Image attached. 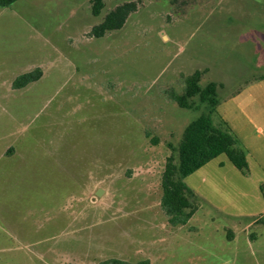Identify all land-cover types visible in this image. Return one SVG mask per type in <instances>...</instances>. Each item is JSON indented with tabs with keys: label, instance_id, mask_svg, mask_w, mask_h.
<instances>
[{
	"label": "rangeland",
	"instance_id": "obj_1",
	"mask_svg": "<svg viewBox=\"0 0 264 264\" xmlns=\"http://www.w3.org/2000/svg\"><path fill=\"white\" fill-rule=\"evenodd\" d=\"M132 1L121 29L90 35ZM91 2L0 7V264H264L256 156L246 174L220 155L185 177L184 226L159 206L166 158L203 111L168 95L195 71L223 84L220 100L255 76L264 0H103L98 16Z\"/></svg>",
	"mask_w": 264,
	"mask_h": 264
},
{
	"label": "trees",
	"instance_id": "obj_2",
	"mask_svg": "<svg viewBox=\"0 0 264 264\" xmlns=\"http://www.w3.org/2000/svg\"><path fill=\"white\" fill-rule=\"evenodd\" d=\"M17 0H0V7H8ZM175 4L177 0H170ZM139 2H126L109 11L102 21L92 27L90 35L94 38L104 36L106 32L119 30L130 13L135 12ZM103 8V0H92L91 13L98 16ZM204 71H195L184 79L180 94L171 93L168 98L179 108L198 111L200 115L190 122L182 133V138L175 150L166 158L160 177L159 206L166 222L171 227L184 226L194 214L195 193L187 187L183 180L209 161L225 155L228 161L242 174L248 171L245 152L231 134L229 127L217 116L216 107L219 103L217 91L219 85L209 82L201 87L199 82ZM42 75L39 68L24 73L12 82L13 89L23 88L37 81ZM155 142V140H153ZM260 191L264 186L260 185ZM264 224V216L260 218ZM101 264H148L147 260L128 263L118 259L103 261Z\"/></svg>",
	"mask_w": 264,
	"mask_h": 264
},
{
	"label": "crops",
	"instance_id": "obj_3",
	"mask_svg": "<svg viewBox=\"0 0 264 264\" xmlns=\"http://www.w3.org/2000/svg\"><path fill=\"white\" fill-rule=\"evenodd\" d=\"M255 38L261 43V47H257L260 51L255 61L259 71L238 85L237 90L219 99L216 108L217 115L227 124L245 152L246 160L256 156L254 159L264 172V35L260 32ZM216 84L220 86L218 90L223 89L222 83ZM14 154V148L8 147L3 156L11 157Z\"/></svg>",
	"mask_w": 264,
	"mask_h": 264
},
{
	"label": "water",
	"instance_id": "obj_4",
	"mask_svg": "<svg viewBox=\"0 0 264 264\" xmlns=\"http://www.w3.org/2000/svg\"><path fill=\"white\" fill-rule=\"evenodd\" d=\"M100 191H101V190H98V192H97V194H96V195H99Z\"/></svg>",
	"mask_w": 264,
	"mask_h": 264
}]
</instances>
